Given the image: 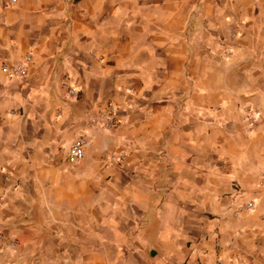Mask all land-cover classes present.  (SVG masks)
I'll return each mask as SVG.
<instances>
[{
    "label": "crops",
    "instance_id": "0c3cea01",
    "mask_svg": "<svg viewBox=\"0 0 264 264\" xmlns=\"http://www.w3.org/2000/svg\"><path fill=\"white\" fill-rule=\"evenodd\" d=\"M0 235V264H264V0H0Z\"/></svg>",
    "mask_w": 264,
    "mask_h": 264
},
{
    "label": "built area",
    "instance_id": "2783aa9c",
    "mask_svg": "<svg viewBox=\"0 0 264 264\" xmlns=\"http://www.w3.org/2000/svg\"><path fill=\"white\" fill-rule=\"evenodd\" d=\"M12 2V1H11ZM30 61V57H26L25 60L19 64L13 66L2 65L1 72L9 79H17L22 77L26 73V65ZM70 94H74V91L70 90ZM117 124V114L115 110L111 107H107L98 112L90 120L91 126H98L103 130H112L116 127ZM91 145L90 136L87 133H81L72 143L67 161L69 164H77L84 155V150ZM253 202H248L244 208L246 210L253 209ZM0 240L2 236L0 235ZM14 247L12 242H2L0 245V251L3 246Z\"/></svg>",
    "mask_w": 264,
    "mask_h": 264
}]
</instances>
